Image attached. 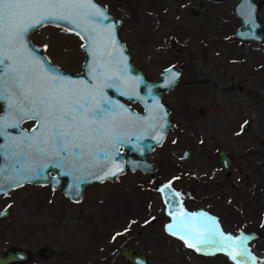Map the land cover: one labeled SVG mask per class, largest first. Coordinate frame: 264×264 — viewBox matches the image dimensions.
I'll return each instance as SVG.
<instances>
[{"label":"rangeland","instance_id":"obj_1","mask_svg":"<svg viewBox=\"0 0 264 264\" xmlns=\"http://www.w3.org/2000/svg\"><path fill=\"white\" fill-rule=\"evenodd\" d=\"M96 1L120 19L119 38L144 74L156 76L167 65L180 70L162 97L172 125L147 154L155 181L125 171L87 186L75 201L47 187L16 186L0 194V209L8 208L0 219V251L27 248L33 255L27 264H127L119 247L144 252L149 264H233L216 245L201 253L174 231L181 211L208 205L202 211L217 225L205 241L224 231L249 238L243 241L264 253V41L233 37L240 25L231 11L235 0ZM258 18L264 24V0ZM30 37L55 63L82 60L81 40L72 32L44 25ZM131 106L141 111L137 102ZM185 144L190 157L181 159ZM216 148L232 157L227 175ZM186 174L209 180L206 196L195 185L206 201L195 198L188 209L168 206L160 187L174 191L173 181ZM45 245L54 251L49 259L38 255ZM241 264H264V256L251 252Z\"/></svg>","mask_w":264,"mask_h":264},{"label":"water","instance_id":"obj_2","mask_svg":"<svg viewBox=\"0 0 264 264\" xmlns=\"http://www.w3.org/2000/svg\"><path fill=\"white\" fill-rule=\"evenodd\" d=\"M92 3L95 8L86 6L79 9L78 14L72 15L75 23L48 17L40 24H34V19H29L28 23L34 26L24 33L22 40L17 41L13 50L5 49L12 59L5 60L0 68V82L4 85V88L0 89L4 92V96H0V125H3V134L0 135V194L16 187L17 183H50L58 187V179L49 175L52 165L48 150L51 147L50 132L63 133L70 125L72 128V125L81 124L83 121L82 115L67 110V107L61 104L54 115L49 117V123L44 128L34 124L26 129L21 125L27 118L21 121L15 107L21 99L20 93L31 91L46 82L51 84L53 78L50 70H44L46 63L52 62L40 47L29 39L32 31L46 24L70 31L81 40V71L92 83L97 81L104 100L100 122L101 161L97 168L92 165L87 170L90 174L83 178L67 177L65 184L60 187L62 193L71 200H77L87 182L115 180L125 171L148 172L152 167L147 154L162 142L167 128L172 125L168 116L169 109L162 97L178 81L180 70L168 65L162 68L156 77L148 78L142 69L133 63L119 38L120 19L114 18L98 1L92 0ZM259 5L260 0L234 1L231 11L240 21L239 27L233 31L235 39L261 41L264 38V27L257 19ZM97 10L103 12L107 19L95 15ZM170 44L173 45L172 41ZM62 78L63 76L60 81ZM111 92L114 97L113 105L108 106L107 97ZM121 98L138 102L141 111L123 104ZM198 112H201V109H198ZM40 131L49 133V136H38ZM38 141H44L39 145L42 151H37ZM217 153L224 172L228 173L230 155L222 149H218ZM182 156L187 157L188 151L185 150ZM7 215L8 208L4 206L0 209V219ZM197 227L200 230L203 228L201 225ZM127 235L125 231L121 232L123 238ZM241 237L234 235L232 240H225L224 245L231 253L234 264H240L246 255L244 241L239 239ZM50 252V246H44L38 254L44 258ZM118 254L127 264H149L147 255L142 251L119 247ZM31 258L30 251L18 245H11L0 251V264L27 263Z\"/></svg>","mask_w":264,"mask_h":264},{"label":"flooded vegetation","instance_id":"obj_3","mask_svg":"<svg viewBox=\"0 0 264 264\" xmlns=\"http://www.w3.org/2000/svg\"><path fill=\"white\" fill-rule=\"evenodd\" d=\"M261 6H262V0H260V5H259V8L257 10V19L260 23H262V25L264 27L263 22H261L258 18V11L261 8ZM46 25H48V24H46ZM56 27H59V26H56ZM65 31H67V30H65ZM31 33L29 34V39L32 43H34L30 37ZM239 41H241V40H239ZM251 41L262 43L264 41V38L261 41H256V40H251ZM242 42H246V41H242ZM50 62H52V63H46L44 70L45 71H47V69L50 70L52 72L51 73L52 77H54L56 79V86L59 88L60 92L63 94L62 95V104L65 107H67V110L72 111L73 113L82 115L83 121L81 124L72 125V128L70 125L67 130H64L63 133H61V131H59V133H61V135H59V136L56 135L57 132L56 133L50 132L51 138H50V144L49 145L51 147L48 150H49L52 165H51V168L49 170V175L55 177V179H58L56 181V183L59 186L58 187L53 186L50 183H46V184L23 183V184H30V185H34L36 187H41V188L47 187V190L50 193H59L62 197L68 199L69 201H75V200L69 199L66 195H64L62 193L60 187L63 184H65L67 177L74 176L77 178H83L84 176L89 175L90 173L87 170L89 168H91L92 165H94L95 168H97L99 161H101L102 124H100V122H101V118H102L104 100H103V95L101 93V87L97 84V81H95V83H92L91 79L82 73V71H81V64L82 63H68V64L66 63L67 64V66H66V65H64L65 63H63V64L62 63H55L51 60H50ZM0 68H1V65H0ZM61 76H63L62 81H60ZM156 76H157V74H156ZM156 76H153V77H156ZM153 77H148V78H153ZM237 87L239 88L240 86L238 85ZM113 98L114 97H113V94L111 92V94L107 97L108 101L106 102V104L108 106L113 105ZM120 100L123 104L129 105L131 108H133L131 106V103H133V101H130V100H127L124 98H121ZM80 105L83 106L82 112L81 111H73L74 108H77ZM197 112H198V110H197ZM201 112H202V109H201ZM34 124H37V121L34 119H27L21 123V125L26 129L29 128L30 126H33ZM37 126H39V125L37 124ZM242 126H243V128H245V124H243ZM47 135L49 136V133L46 134V133H44V131H40L38 133V136L45 137V138L47 137ZM218 149H220V148L215 149V153H216L217 158L221 164V161H220L218 153H217ZM185 150L188 151L187 157L182 156ZM190 153H191V151H190L188 145L185 144L183 147V151L181 153L180 158L181 159H188L190 157ZM225 153H227V152H225ZM227 154H229V153H227ZM230 158H231V160H230V164H231V161H232L231 155H230ZM151 164H152V167H151L150 171H148V172H142L140 170H133V171L139 172L142 175L149 176L151 178V181L153 182V181H155L154 176L156 174V166L153 165V163H151ZM221 166H222V164H221ZM222 168H223V166H222ZM229 170H230V165H229ZM129 172H131V171H129ZM223 173L225 175H227L229 173V171H228V173H225L224 168H223ZM184 176H185L184 178L179 177L178 179L173 181L177 184L174 188V191H167L165 188L160 187L161 192L162 193L165 192V194H166L165 198H166V201L168 203V206L179 205V206H181L179 208L188 209L187 207L190 206L189 202L195 198H201V199L206 201L205 197H204L205 198L204 199L203 197L199 196L198 191L201 190L202 193H204V195L206 196L207 193H209V187H208V185L210 184L209 180L205 179V180L197 181L194 179L195 177H192L189 174H186ZM185 179L188 181V183L190 182L189 186L187 184L185 185V182H180V181H185ZM178 181L180 183H178ZM101 182L102 181L87 182L82 189L81 197H82L85 189L87 188V186H89L93 183L98 184ZM195 185L197 187H199L198 191L195 190L196 189ZM204 209H208V205H206V207L205 206L200 207L197 210L202 211ZM202 213H204V212L202 211ZM153 219L154 218H151V222L153 221ZM200 233H202L203 238H206V235L204 234V232H200ZM45 246H47V245H45ZM50 248H51V252L46 257H44V258L41 257V259H49L50 258L51 254L54 252L53 248L51 246H50ZM204 252L208 253L210 251L205 250ZM30 253H31V251H30ZM201 253H203V252H201ZM32 257H33V255H32ZM27 263H22V264H27Z\"/></svg>","mask_w":264,"mask_h":264},{"label":"snow or ice","instance_id":"obj_4","mask_svg":"<svg viewBox=\"0 0 264 264\" xmlns=\"http://www.w3.org/2000/svg\"><path fill=\"white\" fill-rule=\"evenodd\" d=\"M86 6L89 8L96 7L92 3V0H0V65H3L5 60L12 59L5 49L13 50L17 41L22 40L24 33L30 27H33L34 24H40L41 21L48 17H55L75 23L72 15L78 14V10ZM94 14L107 19L104 13L99 10ZM29 19H34V24H29ZM77 34L79 35V33ZM84 38L91 39V37ZM23 78L21 77V79ZM13 82L15 83V80ZM17 87H20V85H17ZM2 88H4V85L0 82V89ZM62 95L56 86L54 77L51 78V84L46 82L44 85L33 88L31 91H22L20 93L21 99L15 105L19 119L21 121L25 118L34 119L40 128H44L49 123V117L53 116L56 109L62 104ZM0 96H4L3 91H0ZM5 98L9 99L8 97ZM73 111L82 112L83 106L80 105L74 108ZM55 127L58 128L59 125H55ZM2 128L3 125H0V135L3 134ZM56 135L59 136L61 133L57 132ZM42 143L44 141L37 142V151H42L39 147ZM16 186H19V183ZM168 227L171 228V225ZM224 239L232 240L233 237L227 236ZM239 239L246 240L249 238L241 237ZM212 242L214 241H206L205 243ZM188 246L192 247L193 245L189 244ZM197 250L199 251L200 249L198 248Z\"/></svg>","mask_w":264,"mask_h":264},{"label":"bare ground","instance_id":"obj_5","mask_svg":"<svg viewBox=\"0 0 264 264\" xmlns=\"http://www.w3.org/2000/svg\"><path fill=\"white\" fill-rule=\"evenodd\" d=\"M207 220H208V218H207ZM204 226V225H203ZM207 228V227H206ZM218 231V230H217ZM214 232V231H213ZM219 232V231H218ZM230 235V233H227V232H222V233H220L219 232V236L218 237H216L213 241L214 242H212V243H214L213 244V247H214V245H216V247H219V249L218 250H220L223 254H225V256H227V258L228 259H232V255H231V257H230V254H229V252H228V250H227V248L225 247V245H224V243H225V239H224V237H227V236H229ZM214 236V235H213ZM217 236V235H216ZM208 240V239H207ZM206 240V241H207ZM210 240V239H209ZM210 244V243H209ZM204 245H206V244H204ZM225 247V248H224ZM243 247H244V249H245V251H246V255L248 256V254H250L251 252H254V253H259V254H262L263 256H264V253L263 252H258L257 250H255L252 246H250V245H248L246 242H243ZM209 248V247H208ZM214 249V248H213ZM245 255V256H246Z\"/></svg>","mask_w":264,"mask_h":264}]
</instances>
